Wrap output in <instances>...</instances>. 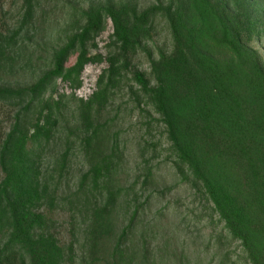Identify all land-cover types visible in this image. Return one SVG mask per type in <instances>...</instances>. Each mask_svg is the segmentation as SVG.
I'll list each match as a JSON object with an SVG mask.
<instances>
[{
    "label": "trees",
    "instance_id": "16d2710c",
    "mask_svg": "<svg viewBox=\"0 0 264 264\" xmlns=\"http://www.w3.org/2000/svg\"><path fill=\"white\" fill-rule=\"evenodd\" d=\"M56 1L0 0V264H153L144 237L135 239L144 205L126 201L127 224L117 223L119 201L136 183L120 185L123 155L104 115L130 55L150 40L160 19L173 51L150 61L148 74L131 73L134 95L164 126L182 181L201 186L248 263L264 264V67L241 41L255 26L250 14L227 13L223 0H169L143 11L131 1L91 5L71 20L35 82L17 85L20 74L35 72L33 53L24 56L41 6ZM108 21L114 52L93 94L77 99L84 69L101 61L90 51ZM57 81L71 93L60 92ZM57 141L60 153L51 156ZM77 156L86 171L70 189L63 180ZM56 211L70 215L67 245L54 234ZM79 245L87 254L81 261Z\"/></svg>",
    "mask_w": 264,
    "mask_h": 264
},
{
    "label": "rangeland",
    "instance_id": "374dc122",
    "mask_svg": "<svg viewBox=\"0 0 264 264\" xmlns=\"http://www.w3.org/2000/svg\"><path fill=\"white\" fill-rule=\"evenodd\" d=\"M127 1L143 11L158 5L157 2L165 5L169 0H59L56 3H43L32 44H29L32 48L24 56L26 60L33 53L31 64L35 65V72L20 74L17 85L27 86L35 82V74L45 69V61L54 49L62 45L70 32L69 23L78 19L82 9L91 5H118ZM223 2L227 13L236 10V13L250 14L255 26L251 34L241 36V41L257 55L264 67L262 1L248 0V4L241 0ZM111 35L112 25L108 21L105 31L96 39V47L90 51L91 56H98L101 61L84 69L82 86L75 92L77 99L87 100L95 91L99 76L107 69L106 59L114 52V48L109 46ZM173 48L166 23L161 19L157 20L150 40L142 43L130 55V67H127L114 102L104 115V120L112 121L111 131L117 133L123 155L118 174L120 185L127 189L136 183L134 192H129L127 197L119 201L118 226L125 227L127 224L126 211L122 210L124 203L136 199L144 206L138 216L135 239L144 237L153 264H249L240 242L234 240L225 229L213 206L204 197L201 186L191 180L182 181V176L175 169V156L167 141L164 126L158 121L151 106L145 105L144 98L134 95L138 88L130 80L131 73L137 70L148 74L150 61L157 60L160 55L171 54ZM74 60L72 58L68 66ZM15 81V78L11 79V85ZM151 84L154 83L151 81ZM57 87L60 92L67 95L71 93L67 85L60 81H57ZM69 107V111H72L71 103ZM67 118L72 124L71 112H68ZM60 143L57 141L53 145L55 147L51 149V156H58ZM85 171L81 157L77 156L73 159L71 173L63 180V184L69 185L70 189L75 188ZM149 173L151 177L145 180ZM50 217L55 223L54 234L59 243L69 244L70 215L56 211ZM76 238L83 245L82 236L78 234ZM76 247L77 259L81 261L87 254L81 253V245Z\"/></svg>",
    "mask_w": 264,
    "mask_h": 264
}]
</instances>
